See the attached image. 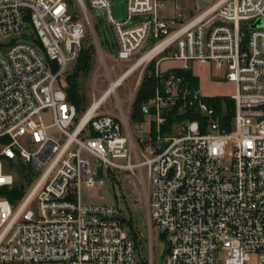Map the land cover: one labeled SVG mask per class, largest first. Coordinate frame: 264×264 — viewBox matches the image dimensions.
Wrapping results in <instances>:
<instances>
[{
	"label": "built area",
	"instance_id": "obj_1",
	"mask_svg": "<svg viewBox=\"0 0 264 264\" xmlns=\"http://www.w3.org/2000/svg\"><path fill=\"white\" fill-rule=\"evenodd\" d=\"M115 3L90 7L106 12L118 61L130 63L119 79L139 70L138 90L153 81L138 139L99 112L116 90L79 113L61 84L86 36L78 9L91 25L87 2L0 0V264H154L155 228L163 264H264V0H218L192 16L177 0H124L121 19ZM170 61L181 65L162 69ZM194 63L235 85L230 127L186 75L198 79ZM83 153L110 171H146L150 260L118 204L84 202L83 187L105 180Z\"/></svg>",
	"mask_w": 264,
	"mask_h": 264
},
{
	"label": "rangeland",
	"instance_id": "obj_2",
	"mask_svg": "<svg viewBox=\"0 0 264 264\" xmlns=\"http://www.w3.org/2000/svg\"><path fill=\"white\" fill-rule=\"evenodd\" d=\"M88 5V14L91 25L88 24L86 16L78 9L79 21L86 29V36L83 41L85 52L82 53L85 60L79 64L78 56L72 61L63 74L61 84L65 90L76 95L84 113L91 105L99 100L110 84L119 79L126 69L129 68L127 62L118 61V47L114 31L110 25L108 16L104 10H94L90 7L91 0H85ZM218 0H189L192 7L204 9ZM179 3L181 0H178ZM184 4V3H183ZM165 16L172 15V5L167 4L162 12ZM155 44L151 35L137 57L148 52ZM136 57V58H137ZM135 58V59H136ZM87 65H89L87 67ZM179 62H164L162 69L180 67ZM87 67V68H86ZM193 73L199 79L201 93L205 97H231L235 93V85L224 80V72L212 68L210 65H200L194 63ZM140 71H135L124 83L116 89L103 104L100 113H111L122 119L132 137L142 138L148 135L149 126L140 119L136 123L132 118L133 102L138 90V79ZM76 100V101H77ZM81 116H79L80 118ZM78 118V119H79ZM47 124H51L50 115H45ZM75 127H72V131ZM52 135L58 136L55 130L50 131ZM83 156L93 162L96 177L105 180V185L97 189L83 187L82 196L86 203L92 204H112L116 203L132 220L137 233H143L145 238L142 240L143 252L146 259L150 260V236L148 227V211L144 201V193L148 186L146 171L113 170L110 171L97 159L83 153ZM119 162H123L120 160ZM15 174V172H13ZM26 181V179H25ZM153 260L154 264H163L166 256L168 244L160 236L157 228L153 230Z\"/></svg>",
	"mask_w": 264,
	"mask_h": 264
},
{
	"label": "trees",
	"instance_id": "obj_3",
	"mask_svg": "<svg viewBox=\"0 0 264 264\" xmlns=\"http://www.w3.org/2000/svg\"><path fill=\"white\" fill-rule=\"evenodd\" d=\"M86 49H84V46L82 47V50L79 54L82 55L79 58V64L82 65L84 63V56L82 53L85 52ZM89 65H87L88 67ZM86 67V68H87ZM193 82V84L195 86H199V81L197 78H194L191 73H187L186 74ZM67 98L69 100L70 103L74 104L77 107V110L79 113H82V111L84 109H81V106L79 105L80 102H78L76 95H72L70 91H67ZM154 94V84L152 80H148L145 79L144 82L142 83L141 87L139 88L135 101L133 103V113H132V118L135 120V122L137 123L140 119L141 122H144V118L140 113V105L142 103H144L148 98H150L152 95ZM77 100V101H76ZM212 102L214 103V105L216 106L217 110L219 113L224 114L223 118H222V124L230 127V124L232 123V119L234 116V103L232 100H230L229 98L225 97V98H221V97H216L212 100ZM226 103V104H225ZM224 105H226V109H222L224 107ZM178 119H176L175 117H171L169 120V124L164 128V132L169 130V125L172 124V122L177 121ZM153 135L154 132H153ZM130 225L132 227V229L136 230L134 228V224H132V221L130 222Z\"/></svg>",
	"mask_w": 264,
	"mask_h": 264
},
{
	"label": "water",
	"instance_id": "obj_4",
	"mask_svg": "<svg viewBox=\"0 0 264 264\" xmlns=\"http://www.w3.org/2000/svg\"><path fill=\"white\" fill-rule=\"evenodd\" d=\"M124 0H116V3L114 5V12L117 19H121L122 16V9H123ZM260 23V22H259ZM167 147V143H163L161 145V150H164ZM20 172L24 173L25 168H20Z\"/></svg>",
	"mask_w": 264,
	"mask_h": 264
},
{
	"label": "bare ground",
	"instance_id": "obj_5",
	"mask_svg": "<svg viewBox=\"0 0 264 264\" xmlns=\"http://www.w3.org/2000/svg\"><path fill=\"white\" fill-rule=\"evenodd\" d=\"M133 71H130L128 74H126L125 76L121 77L119 80L115 81L112 83V85L110 86V88L106 91L104 98H101L100 101H96L95 102V106L93 109L97 108L100 105V102L103 101L105 99V97H108V95L112 92H114L116 90V88L120 85V83L123 81V79H126L127 75H130ZM93 110H91L92 112Z\"/></svg>",
	"mask_w": 264,
	"mask_h": 264
},
{
	"label": "crops",
	"instance_id": "obj_6",
	"mask_svg": "<svg viewBox=\"0 0 264 264\" xmlns=\"http://www.w3.org/2000/svg\"><path fill=\"white\" fill-rule=\"evenodd\" d=\"M178 1V0H177ZM183 1V3H179L182 12L187 15V16H192L194 14H196V12L198 11L197 8L192 7V5L190 4L189 0H181V2ZM172 14H173V9H172Z\"/></svg>",
	"mask_w": 264,
	"mask_h": 264
}]
</instances>
